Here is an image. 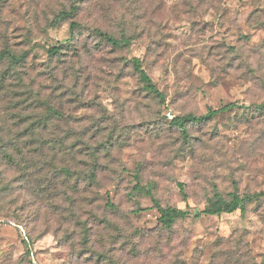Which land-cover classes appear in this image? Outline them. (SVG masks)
<instances>
[{
  "label": "rangeland",
  "instance_id": "rangeland-1",
  "mask_svg": "<svg viewBox=\"0 0 264 264\" xmlns=\"http://www.w3.org/2000/svg\"><path fill=\"white\" fill-rule=\"evenodd\" d=\"M99 1L0 0V51L26 52L34 76L43 75L34 80L42 99H63L59 111L69 120L60 122L59 129L73 127L86 138L88 131L97 130L100 146L114 137L113 148L100 155L104 165L96 190L102 198L93 213L100 222L110 218L113 228L123 232L145 231L150 238L141 247L146 251L171 236L160 230L153 198L164 206L189 204L197 210L214 194L230 198L264 190V0ZM76 5L82 9L76 18L80 29L73 35L70 19L58 12ZM100 26L117 36L126 33L131 45L114 51L95 32ZM75 45L83 54L71 59ZM54 46L61 52L52 58ZM133 57L142 59L162 99L144 88L131 66ZM75 66L87 69V80L70 77ZM58 83L67 89L58 92ZM237 100L253 106L191 124L188 135L171 124L176 116L203 115ZM7 164L0 159V264H84L77 246H71L77 238L66 242L64 221L44 232L51 223L47 218L58 217L61 200L42 193L36 197L41 219H34L33 210L19 218L20 184L26 183ZM135 174L153 186V197L129 196ZM107 192L116 206L113 215L105 210ZM172 236L171 245L188 264H223L243 239L259 263L264 257V200L248 204L245 214L236 210L180 221ZM219 238L236 242L216 246Z\"/></svg>",
  "mask_w": 264,
  "mask_h": 264
},
{
  "label": "trees",
  "instance_id": "trees-1",
  "mask_svg": "<svg viewBox=\"0 0 264 264\" xmlns=\"http://www.w3.org/2000/svg\"><path fill=\"white\" fill-rule=\"evenodd\" d=\"M118 2L120 5L121 2ZM127 2L130 3L132 0ZM81 9V6L76 5L70 10L58 12V16L70 19V32L73 35L77 29H80L76 18L81 13ZM97 23L98 20L96 25ZM95 32L104 36L105 41L117 52L132 43V38L124 32L117 36L112 32H104L101 26L95 27ZM60 52L59 46L49 49L52 58L57 57ZM81 54L83 49L80 53L75 45L71 59L80 57ZM26 60V52L17 54L15 50L8 47L0 51V159L2 163L5 161L7 165L13 167L19 174V180L26 183V185L20 184L24 197L23 206L17 209L20 212L19 218L24 217L26 210H33L34 219L36 221L41 219L43 212L38 206L36 197L39 198L42 193H51L55 199L62 201L58 217L53 220L47 218L51 223H47L44 232H50L55 223L58 225L64 221L67 231L66 242H72L74 238H77L78 241L71 246H77L79 258L84 264H155L153 259L158 260V264H188L181 258L182 253H176V248L171 245L175 240L172 235L176 231L178 222L232 213L236 210L245 214L248 204L264 200V190L234 193L230 198L214 194L207 198L203 209L193 210L189 204L185 208L164 206L153 198V205L160 214L158 219L162 228L160 230L170 232L171 236L166 244L158 242L156 248L149 247L144 251L141 247L143 240L150 238L145 231L135 229L123 232L117 226L113 228L110 218L105 217L100 222L93 213L95 208L100 207L97 201L102 198L96 190L99 185L98 176L104 165L99 162L100 155L113 148L114 137L111 135L104 146H100L97 130L91 134L88 131L86 138L85 132H77L73 127L68 130L59 129L60 122L69 120L59 111L66 103L61 97H58L57 101L53 100V97L47 100L42 99L39 85L34 80L43 75L35 77L33 69L29 67ZM130 63L147 92L162 99L163 93L143 67L142 59L133 57ZM86 72L87 69L75 66L72 68L70 77L77 82L87 80ZM96 73L93 72L92 77L96 78ZM57 86L58 92L67 89V86L62 83H58ZM251 106H253L251 102L237 100L219 108H209L203 115L189 113L176 116L171 124L182 134L188 135V126L191 124L208 121L234 108ZM135 179L136 183L133 190L129 192V196L134 197L136 193H139L153 197V186L142 184L138 174H135ZM30 186H33V191L38 193H32L28 188ZM180 186L184 198L187 199L183 185L180 184ZM86 193H93V195L89 196ZM106 194L108 197L105 210L111 211L113 215L112 211H116V206L110 199L109 193ZM101 209L104 210L102 207ZM141 210L140 208L137 211ZM26 218L29 217L26 216ZM55 228V235L59 236L61 228L58 226ZM112 231L119 238L112 237L110 235ZM241 235L238 234L240 238H242ZM215 241V245L220 247L236 242L233 238L225 240L219 238ZM108 244L112 247H108ZM223 264H264V257L261 262H256L252 257L249 244L243 239L241 243H238L233 254L227 256Z\"/></svg>",
  "mask_w": 264,
  "mask_h": 264
},
{
  "label": "built area",
  "instance_id": "built-area-1",
  "mask_svg": "<svg viewBox=\"0 0 264 264\" xmlns=\"http://www.w3.org/2000/svg\"><path fill=\"white\" fill-rule=\"evenodd\" d=\"M169 115V114H168ZM169 116H171V115H169ZM172 117V116H171Z\"/></svg>",
  "mask_w": 264,
  "mask_h": 264
}]
</instances>
